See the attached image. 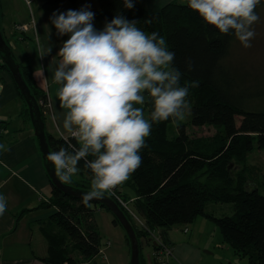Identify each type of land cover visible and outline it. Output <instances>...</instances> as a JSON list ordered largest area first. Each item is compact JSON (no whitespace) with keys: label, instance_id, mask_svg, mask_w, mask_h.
Instances as JSON below:
<instances>
[{"label":"trees","instance_id":"16d2710c","mask_svg":"<svg viewBox=\"0 0 264 264\" xmlns=\"http://www.w3.org/2000/svg\"><path fill=\"white\" fill-rule=\"evenodd\" d=\"M70 1L74 5L72 9H77L78 0ZM97 2L98 9L94 11L97 29H102L106 21L120 12L129 20H137L145 31H157L165 38L176 53L175 66L183 73L181 84L190 86V124L212 126L217 131L206 140H194L187 134L185 124L180 123L178 135L170 139L169 125L178 120L154 123L142 152L143 163L127 182L134 196L122 192V184L117 186L118 194L128 201L134 199L133 209L148 229L160 233L166 244L171 243L168 234L175 225L191 224L203 216L219 227L224 242L236 257L243 255L249 264H264V193L258 188L248 189L242 176L240 180L239 176L235 179L230 174L234 161L242 163L255 148L264 150V75L253 76L232 65L230 55L237 38L207 24L188 6L187 0L171 1L153 13L141 0H135L133 9L124 8L123 0ZM262 8L264 3L257 11ZM189 62L193 65L191 69ZM19 65L46 122L41 101H47L48 97L38 87L31 66ZM1 70L10 73L3 60ZM19 94L23 98L20 91ZM145 110L150 117L151 103L145 105ZM47 138L51 151L64 144L52 134L47 133ZM83 163L82 160V171L70 183H64L86 192L90 190L92 177ZM105 194L112 196L110 192ZM210 202L231 204L234 213L218 217L207 210ZM41 207L54 209L40 228L48 247L42 261L78 264L100 254L103 242L95 212L103 206L91 202L87 207L82 199L67 195L53 185L52 200ZM124 212L136 230L142 249V239L148 241L149 232ZM115 223L119 224L116 220ZM141 263L145 264L142 250Z\"/></svg>","mask_w":264,"mask_h":264},{"label":"clouds","instance_id":"9594fccd","mask_svg":"<svg viewBox=\"0 0 264 264\" xmlns=\"http://www.w3.org/2000/svg\"><path fill=\"white\" fill-rule=\"evenodd\" d=\"M262 3L187 0L207 24L234 35L246 48L256 36L254 25L261 19L257 8ZM123 6L133 9L135 0H123ZM95 15L85 5L57 9L50 17L56 34L68 38L55 55L60 58L51 78L59 84L56 95L62 127L57 131L64 144L49 151L47 159L66 183L82 171L83 160L92 177L90 190L82 194L87 207L141 167L154 123L183 120L190 109V86L181 84L183 73L175 66L176 53L159 32L145 31L137 20L120 12L97 29ZM52 51V43L39 45L41 58ZM188 67H193L191 62ZM147 103H151L150 117L145 115ZM7 150L0 143V152ZM7 209L8 198L0 192V217Z\"/></svg>","mask_w":264,"mask_h":264},{"label":"crops","instance_id":"0c3cea01","mask_svg":"<svg viewBox=\"0 0 264 264\" xmlns=\"http://www.w3.org/2000/svg\"><path fill=\"white\" fill-rule=\"evenodd\" d=\"M171 1L174 0H141V3L153 13L161 10ZM0 2L4 36L17 62L23 66H31L38 87L50 99L53 112L46 115V131L59 137L57 128L62 127L60 115L62 110L56 95L59 84L53 83L51 78L55 63L60 58L55 55L62 41L68 37H59L56 34L55 26L51 24L50 18L45 13L54 5L61 4L62 11L72 9L74 5L70 0H5L7 7L4 11L3 0ZM78 2L79 0L76 3L77 9L81 8ZM33 4L36 7V14L40 16L39 19L34 13L29 18L27 13L23 12V8H29ZM98 5V2H94L91 10H97ZM19 24L28 26V30H18ZM49 43L53 45L52 53L41 58L38 54L39 45L47 47ZM53 56L55 58L52 60ZM26 108L13 77L7 70H1L0 143L5 144L8 150L0 152V192L8 198V209L4 216L0 217V264H47L41 259L46 256L48 247L40 228L54 213V209H45L41 204L52 200L53 185L47 174L39 141L35 136L33 124L26 114ZM145 112L149 117V112L147 110ZM48 118L51 120L50 124ZM129 179L125 181V185ZM110 213L104 208H99L95 212L103 242L100 254L78 264H131V246L127 234L118 230L120 224L115 223V217ZM195 221L184 224L181 228L173 227L169 231L170 244L174 248L172 264L204 262V256L194 245ZM109 225H114L113 229ZM106 231L116 234L117 241L106 239ZM115 242L117 246H114ZM143 249L147 251L145 254ZM141 250L145 264H154L155 247L149 239L148 241L142 239ZM203 252L213 254L208 250ZM217 257L220 258L218 255Z\"/></svg>","mask_w":264,"mask_h":264},{"label":"rangeland","instance_id":"374dc122","mask_svg":"<svg viewBox=\"0 0 264 264\" xmlns=\"http://www.w3.org/2000/svg\"><path fill=\"white\" fill-rule=\"evenodd\" d=\"M4 1L5 0H3V10L6 11L7 4ZM179 1L184 2L185 0ZM94 2L97 3L96 0H79L78 5L80 7L85 5H90L92 7ZM35 4L29 8H23V12L25 14L27 13L29 18H31V15L33 16V13L36 14ZM57 9L62 11V5H54L45 14L48 15V18H50L53 11ZM259 14L261 19L254 25L256 36L252 41V46L246 48L237 39L233 45L230 55V63L232 65L241 67L253 76L264 75V8L259 11ZM39 17L40 16L37 15L38 19ZM145 115L148 117L147 112H145ZM190 119V110H188L183 120H178L175 123L170 124L168 128L169 138L174 139L178 135V125L180 123L185 124L187 134L194 140H206L217 133L216 128L212 126H192L190 124ZM50 121L51 120L48 118V124H50ZM230 174L235 179L239 176L240 180L242 176L246 181V187L248 189L258 188L264 193V150L255 148V150L251 152L242 163L234 161L230 165ZM122 189V192L127 193L129 197L134 195V190L128 186V184L125 185V182L122 184ZM207 210L218 217L223 215H232L234 213L233 206L226 203L221 204L210 202L207 205ZM111 214L112 213H110V215ZM196 220L197 221H195L193 231L196 239L194 245L195 248L201 252L200 254H202L205 258L202 264H249V259L243 255L241 257H234V251L224 242L223 235L215 223L203 216H199ZM182 226H184V224H178L174 227L181 228ZM110 227L112 228L114 225H111ZM118 228L120 232H124L121 225ZM180 232L182 233V231ZM105 237L106 239H113L117 241L116 234H112L111 232L109 233L106 231ZM114 246H117V243ZM203 250L212 251L213 254H206ZM146 252L147 251L143 249V254ZM217 255L220 256V258L217 257ZM236 260H239V262L237 263Z\"/></svg>","mask_w":264,"mask_h":264},{"label":"water","instance_id":"95a60500","mask_svg":"<svg viewBox=\"0 0 264 264\" xmlns=\"http://www.w3.org/2000/svg\"><path fill=\"white\" fill-rule=\"evenodd\" d=\"M1 16H2V12H1V2H0V55L2 57V60L7 65L16 86L18 87L19 91L21 92L24 100L26 101L29 107L31 122L34 127L35 136L39 141L40 150L45 160L47 174L49 175L52 184L57 189L61 190L67 195L82 199V194L85 191L74 189L71 186L65 184L63 181H61L57 176L55 169L52 167V162L47 159V154L49 151H51V149L47 138L46 122L44 120L39 102L32 94L29 86L25 82L21 72L20 65L15 58L11 46L9 45L8 41L4 36L1 27ZM92 203L103 206L105 209H107L109 212L113 214L115 220L123 227L129 239V243L131 246L130 263L142 264L141 241L131 221L128 219L127 215L118 205V203L106 194L100 199L93 200ZM149 240L152 241V239ZM238 262L239 260H237V263Z\"/></svg>","mask_w":264,"mask_h":264},{"label":"built area","instance_id":"2783aa9c","mask_svg":"<svg viewBox=\"0 0 264 264\" xmlns=\"http://www.w3.org/2000/svg\"><path fill=\"white\" fill-rule=\"evenodd\" d=\"M18 30H28V26L26 25H17ZM41 104L44 106V114L47 115L48 113L53 112V106L50 102V99L47 98V101H41ZM112 196H110L112 199H114L120 207H122V210L124 209L127 211L137 222V224L142 229H147L149 232V239H152V243L155 244V260L154 264H172L173 258H174V248L171 244H166L160 233L156 230H150L147 228V225L145 224L144 220L136 213V211L133 209L132 203L134 199L131 200H125L124 197L121 194H118L117 187L111 191H109ZM123 210V211H124ZM187 232V230H186Z\"/></svg>","mask_w":264,"mask_h":264}]
</instances>
